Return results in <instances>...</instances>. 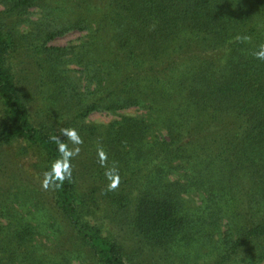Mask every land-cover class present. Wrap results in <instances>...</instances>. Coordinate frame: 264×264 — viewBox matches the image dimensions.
<instances>
[{
  "label": "trees",
  "instance_id": "16d2710c",
  "mask_svg": "<svg viewBox=\"0 0 264 264\" xmlns=\"http://www.w3.org/2000/svg\"><path fill=\"white\" fill-rule=\"evenodd\" d=\"M0 8V152L28 144L44 179L61 143L73 153L70 179L10 178L0 219L19 206L33 222L0 240V264H264V0ZM69 32L86 39L50 45ZM130 108L147 118L86 123Z\"/></svg>",
  "mask_w": 264,
  "mask_h": 264
},
{
  "label": "rangeland",
  "instance_id": "374dc122",
  "mask_svg": "<svg viewBox=\"0 0 264 264\" xmlns=\"http://www.w3.org/2000/svg\"><path fill=\"white\" fill-rule=\"evenodd\" d=\"M30 12L31 14L29 20L37 21L39 19L38 11L35 12L31 10ZM28 27L29 26L26 24L18 29L19 33L27 34L29 32ZM85 36L86 33L69 32L62 37L59 36L58 38H56L50 45L55 47L78 46L82 43V41L86 39ZM23 70L25 69L23 68L22 71ZM2 114L3 113L0 103V124L3 120ZM123 117L147 118V113L137 108H130L124 111L110 114L106 112H97L90 115L86 120V123L95 127L100 133H104L108 129V126L116 121L121 120V118ZM2 150L3 153L0 152V195L8 194V192L6 191L10 189V178L12 177V175L15 176L18 173H21L23 177H28L29 180L38 182L39 186H43V182L45 181L44 175L43 173L39 175L40 171L39 169H37L38 159L36 158L35 151L32 147L22 141H15L10 145H4L2 147ZM43 189L45 190V188ZM185 200L187 206L190 209L197 208L201 203V197H198L197 195L185 197ZM14 208L15 209L13 211L16 214V217H4L0 219V240H3L4 236L6 235L11 238L10 233L17 230L18 224L22 226L26 222H33L32 217L29 216L26 208L22 209V207L19 206H14ZM228 222L229 220L227 219L222 222L221 227H223V230L226 228L225 225H227ZM220 232L222 231L220 230ZM114 233L116 234L115 231ZM109 234L110 233H108L107 231L105 232L106 236H109ZM215 238H219L218 233H216ZM116 240L120 241V237H116ZM36 242H46V239L43 235H41L36 238ZM194 247L197 248V246ZM206 251L207 249H205V247H202L201 250H199L196 254H203L206 253Z\"/></svg>",
  "mask_w": 264,
  "mask_h": 264
},
{
  "label": "clouds",
  "instance_id": "9594fccd",
  "mask_svg": "<svg viewBox=\"0 0 264 264\" xmlns=\"http://www.w3.org/2000/svg\"><path fill=\"white\" fill-rule=\"evenodd\" d=\"M256 59L264 61V45L260 46V50L257 51L255 54ZM63 135L70 138L74 143L79 144L81 143L80 138L77 134V131L75 129H63ZM59 151L61 152L63 156V160L57 161L53 167L52 171L50 173H46V179H45V187L48 186L49 180H55V181H64L66 178H71V169L69 165V160L72 157L73 153L68 151L66 149V146L64 144H60ZM101 158L104 157V153L100 152ZM116 185L113 184L112 187H115Z\"/></svg>",
  "mask_w": 264,
  "mask_h": 264
}]
</instances>
